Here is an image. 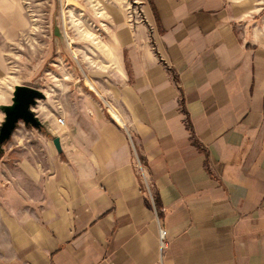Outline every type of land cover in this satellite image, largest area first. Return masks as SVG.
Wrapping results in <instances>:
<instances>
[{
    "label": "crops",
    "instance_id": "crops-1",
    "mask_svg": "<svg viewBox=\"0 0 264 264\" xmlns=\"http://www.w3.org/2000/svg\"><path fill=\"white\" fill-rule=\"evenodd\" d=\"M127 1L102 99L2 146L0 264H264V2Z\"/></svg>",
    "mask_w": 264,
    "mask_h": 264
},
{
    "label": "rangeland",
    "instance_id": "rangeland-1",
    "mask_svg": "<svg viewBox=\"0 0 264 264\" xmlns=\"http://www.w3.org/2000/svg\"><path fill=\"white\" fill-rule=\"evenodd\" d=\"M117 13L140 18L127 0H0V101L16 86L37 89L45 99L35 110L44 119L62 118L61 99L101 98L99 86L113 77L108 47Z\"/></svg>",
    "mask_w": 264,
    "mask_h": 264
},
{
    "label": "water",
    "instance_id": "water-1",
    "mask_svg": "<svg viewBox=\"0 0 264 264\" xmlns=\"http://www.w3.org/2000/svg\"><path fill=\"white\" fill-rule=\"evenodd\" d=\"M44 99V94L37 89L23 85L14 88L12 104L1 108L4 120L0 125V155L2 146L10 140L19 124H23L26 128L41 130V122L36 117L33 109L38 101H43ZM52 143L57 153H61L59 138L55 137Z\"/></svg>",
    "mask_w": 264,
    "mask_h": 264
},
{
    "label": "built area",
    "instance_id": "built-area-1",
    "mask_svg": "<svg viewBox=\"0 0 264 264\" xmlns=\"http://www.w3.org/2000/svg\"><path fill=\"white\" fill-rule=\"evenodd\" d=\"M57 123L60 126H63V120L62 119H58ZM135 170L138 174V176L141 177V181L142 184L144 185L145 189L147 192H149V181L147 180L145 173H144V168L142 167L141 163L138 161L136 166H135ZM159 238H160V246L163 247V238H164V232L162 230H159Z\"/></svg>",
    "mask_w": 264,
    "mask_h": 264
},
{
    "label": "trees",
    "instance_id": "trees-1",
    "mask_svg": "<svg viewBox=\"0 0 264 264\" xmlns=\"http://www.w3.org/2000/svg\"><path fill=\"white\" fill-rule=\"evenodd\" d=\"M41 131H44V128L43 127H41ZM155 203H156V200H155Z\"/></svg>",
    "mask_w": 264,
    "mask_h": 264
}]
</instances>
